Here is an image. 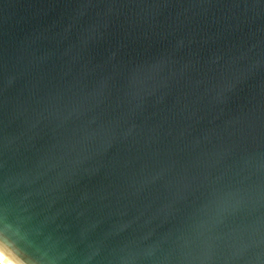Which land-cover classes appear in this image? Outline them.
Returning <instances> with one entry per match:
<instances>
[{
    "label": "water",
    "instance_id": "1",
    "mask_svg": "<svg viewBox=\"0 0 264 264\" xmlns=\"http://www.w3.org/2000/svg\"><path fill=\"white\" fill-rule=\"evenodd\" d=\"M0 240L264 264V0H0Z\"/></svg>",
    "mask_w": 264,
    "mask_h": 264
},
{
    "label": "clouds",
    "instance_id": "2",
    "mask_svg": "<svg viewBox=\"0 0 264 264\" xmlns=\"http://www.w3.org/2000/svg\"><path fill=\"white\" fill-rule=\"evenodd\" d=\"M0 264H24V261L5 241L0 240Z\"/></svg>",
    "mask_w": 264,
    "mask_h": 264
}]
</instances>
